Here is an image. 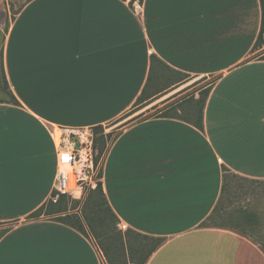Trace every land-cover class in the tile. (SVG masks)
Instances as JSON below:
<instances>
[{
	"label": "crops",
	"instance_id": "obj_1",
	"mask_svg": "<svg viewBox=\"0 0 264 264\" xmlns=\"http://www.w3.org/2000/svg\"><path fill=\"white\" fill-rule=\"evenodd\" d=\"M260 20L259 0H27L0 25L15 99L0 100V264L107 262L89 231L28 217L56 201L55 128L115 121L157 96L160 72L210 80L202 129L185 114L117 130L101 182L117 225L161 240L143 264H264L258 243L208 223L225 174L264 181Z\"/></svg>",
	"mask_w": 264,
	"mask_h": 264
},
{
	"label": "rangeland",
	"instance_id": "obj_2",
	"mask_svg": "<svg viewBox=\"0 0 264 264\" xmlns=\"http://www.w3.org/2000/svg\"><path fill=\"white\" fill-rule=\"evenodd\" d=\"M26 1L27 0H0V25L4 24L7 26L9 21L14 18V15ZM182 78L184 77L179 74L169 72H160L157 77H155V73H153L150 80V87H152L151 91L160 92L151 101L136 106L133 105L118 119L102 126L104 134H110L105 139V148L109 146L112 140L116 137L118 133L117 130L131 122L160 116V114L168 108V110L179 109L181 117L185 116V114L190 115V111L187 110V107L189 106L188 103L191 101L190 99L195 98L198 100L201 97L200 92L208 87L207 85L210 80L205 77L188 75L179 84L167 88L169 83L178 82ZM6 98L9 97L4 89V84L0 76V100ZM178 103L180 104L177 106L176 104ZM105 130H107V132H105ZM99 147L100 145L98 144V148ZM95 150L96 165L102 168L105 154L103 152L99 155L98 149L95 148ZM96 188L97 185L90 191H93ZM53 194L56 200L61 199L60 196H64L63 198L67 204L66 209L69 210L76 206L77 209H75V211L79 216L84 215V209H86V214L88 213V215H90V212H88L90 208V203L87 198L88 194L83 201H77L76 199L57 192H54ZM223 197V204L221 205L222 211L219 214H215L212 220L208 223L233 229L249 237L259 245H264V181L246 180L227 173L225 174V192ZM74 202H76V205H74ZM81 211L83 212L81 213ZM246 216L249 217V220L246 219ZM96 225L98 224L94 223L95 231L98 234V228ZM108 228L109 237L111 238L100 237V241L96 238L95 241L98 246L99 243H101L102 247H105L106 245L110 246L115 239L116 242L119 241L117 237V231L121 232L119 226L116 225L115 228V226L111 224V221L108 220ZM125 239H127L128 245V254L125 261H127L128 264H139L149 251L152 243L149 240L139 238L134 234H130ZM109 253L112 254V252ZM125 261L121 258L116 260L119 264H125ZM104 264L108 263L105 262Z\"/></svg>",
	"mask_w": 264,
	"mask_h": 264
},
{
	"label": "trees",
	"instance_id": "obj_3",
	"mask_svg": "<svg viewBox=\"0 0 264 264\" xmlns=\"http://www.w3.org/2000/svg\"><path fill=\"white\" fill-rule=\"evenodd\" d=\"M260 4V10H261V20H260V29L259 33L257 36V39L254 44V49L261 48L264 46V41L262 39V34L264 32V0H259ZM264 59V55L262 56ZM153 60L155 58L153 57ZM180 76L186 78L188 75L186 74H179ZM0 76L2 78V82L4 84V89L8 94V97L11 100V102L15 103L14 97L10 94V92L7 91V86L5 84L4 76H3V65H2V53H0ZM182 78L180 81H178L176 84H179L184 80ZM210 91V87H207L203 91L200 92V98L197 101H194L193 99H190V103H188L187 110L190 111V115H194V125L198 129H202V110L205 104L206 97ZM160 92V91H158ZM147 98H145V91L144 93L142 92V95L136 100L134 103V106L138 104L144 103ZM179 117L180 114L178 113L177 109H172V110H165L160 114V117ZM93 133H94V144L95 148L98 149V154H106L108 147L106 146L105 139L110 135V134H104V130L102 126H96L92 128ZM98 144L100 147L98 148ZM105 148V149H104ZM227 172V171H226ZM224 180H225V175H224ZM225 192V185L222 187V194L218 200V203L215 207V209L212 212V215L208 218V222L212 220L215 214H219L222 211L221 205L223 204V195ZM61 199H57L55 202H52L51 200L48 201L46 204L42 205L40 208H38L35 212H33L28 219H36L39 218L43 215H52L53 218L65 225H69L76 230H78L82 234H86V230L89 231V233L94 237V239L98 238L100 241V237H109V228H108V220L111 221V224L115 226L118 223L117 218L115 215L112 213L110 207L108 206L104 193L102 191L101 184L97 185V188L93 191H90L88 194V202L90 203V208L88 212H90V215L88 213L86 214V209H84V215L79 216L77 212L75 211L76 206L70 208L69 210L66 209V201L64 200V196H60ZM52 198H54V194H52ZM88 203V204H89ZM74 205H76V202H74ZM83 211H81L82 213ZM246 219L249 220V217L246 216ZM94 223L98 224L97 226V232L95 231ZM211 224V223H210ZM207 225V222H206ZM214 226H218L215 224H212ZM118 234V239L119 241L116 242L113 240V242L110 244V246L106 245L105 247H102L101 243H99V248L102 250L104 257L107 260L108 264H119L116 262L118 258H121L124 261L126 260L125 258L127 257L128 254V245H127V239H125L127 236L130 234H134L131 231H125L124 233L117 231ZM139 238H144L146 240H149L152 245L150 246L149 251L146 253V255L143 257V259L140 261L139 264H143L146 258L151 254V252L154 251V249L159 246L161 240L159 239H153V238H148L144 237L138 234H134ZM123 241V242H122ZM117 245V246H116ZM262 250L264 251V245H260ZM120 250V251H119ZM109 252H112L109 253ZM126 254V256H125ZM125 264H128L127 261H125Z\"/></svg>",
	"mask_w": 264,
	"mask_h": 264
},
{
	"label": "built area",
	"instance_id": "obj_4",
	"mask_svg": "<svg viewBox=\"0 0 264 264\" xmlns=\"http://www.w3.org/2000/svg\"><path fill=\"white\" fill-rule=\"evenodd\" d=\"M138 5L134 7L135 10ZM264 41V32L262 34ZM57 176L54 192L83 201L88 192L102 182L103 167L96 165L92 128H55ZM67 157V159H64ZM102 171V172H101ZM120 230L126 228L119 226Z\"/></svg>",
	"mask_w": 264,
	"mask_h": 264
},
{
	"label": "bare ground",
	"instance_id": "obj_5",
	"mask_svg": "<svg viewBox=\"0 0 264 264\" xmlns=\"http://www.w3.org/2000/svg\"><path fill=\"white\" fill-rule=\"evenodd\" d=\"M56 133H57L56 131H55V132H53V136H54V137H56V135H57Z\"/></svg>",
	"mask_w": 264,
	"mask_h": 264
},
{
	"label": "snow or ice",
	"instance_id": "obj_6",
	"mask_svg": "<svg viewBox=\"0 0 264 264\" xmlns=\"http://www.w3.org/2000/svg\"><path fill=\"white\" fill-rule=\"evenodd\" d=\"M64 159H67V157H64Z\"/></svg>",
	"mask_w": 264,
	"mask_h": 264
}]
</instances>
